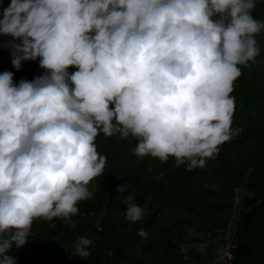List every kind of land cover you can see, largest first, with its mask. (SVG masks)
<instances>
[{
    "label": "clouds",
    "instance_id": "1",
    "mask_svg": "<svg viewBox=\"0 0 264 264\" xmlns=\"http://www.w3.org/2000/svg\"><path fill=\"white\" fill-rule=\"evenodd\" d=\"M255 7L256 0H11L0 35L13 38L12 64L39 59L47 72L18 85L12 72L0 73V264H17L10 253L28 243L35 220L75 226L78 204L106 168L101 133L136 138L139 158L205 166L235 133L234 82L260 55L264 20ZM132 201H122L124 214L137 222L144 209ZM91 244L77 238L74 255L87 257Z\"/></svg>",
    "mask_w": 264,
    "mask_h": 264
},
{
    "label": "trees",
    "instance_id": "2",
    "mask_svg": "<svg viewBox=\"0 0 264 264\" xmlns=\"http://www.w3.org/2000/svg\"><path fill=\"white\" fill-rule=\"evenodd\" d=\"M10 4L0 0V14ZM252 14L264 20V0L256 1ZM256 39L260 55L241 66L231 93L235 133L204 167L188 171L174 158H139L134 155L136 138L101 133L96 143L107 157L106 168L90 182L91 198L78 204L75 226L59 218L35 220L28 243L10 253L17 264H218L217 251L231 228L232 264H264V33ZM12 40L0 35V73L12 72L17 85L45 75L39 59L23 61L20 69L13 66ZM121 184L126 190L116 192ZM129 195L144 209L140 221L126 219L122 201ZM215 231L221 232L214 237L222 235V244L184 253V245ZM81 236L92 240L89 257L74 255V242Z\"/></svg>",
    "mask_w": 264,
    "mask_h": 264
},
{
    "label": "rangeland",
    "instance_id": "3",
    "mask_svg": "<svg viewBox=\"0 0 264 264\" xmlns=\"http://www.w3.org/2000/svg\"><path fill=\"white\" fill-rule=\"evenodd\" d=\"M240 191H237L236 194H239ZM235 194V195H236ZM241 201L239 200L238 203H240ZM237 203V204H238ZM102 222V221H101ZM230 232H232V228L230 229ZM221 233L220 231H215L213 234H206V235H199L197 236L196 238H200L201 241H197L195 239V241H193L192 243L189 242V244L187 245H184L185 248H187L184 253L186 254V252H188L189 250H191L192 248H194L195 250L197 251H200V252H205V250L211 246L213 243L218 245L221 243V240L223 239L222 238V235L220 237H214L216 234H219ZM228 234V233H227ZM226 234V235H227ZM226 235L224 236V243L223 245L219 248V250L217 251V259H216V262L215 263H218V261L221 263V264H224L223 263V255L227 252V244L229 242V240H226L225 242V237ZM222 244V243H221ZM220 246V245H219ZM218 246V247H219ZM90 253V252H89ZM90 256V254L88 255V257Z\"/></svg>",
    "mask_w": 264,
    "mask_h": 264
},
{
    "label": "built area",
    "instance_id": "4",
    "mask_svg": "<svg viewBox=\"0 0 264 264\" xmlns=\"http://www.w3.org/2000/svg\"><path fill=\"white\" fill-rule=\"evenodd\" d=\"M258 1V0H256ZM240 200V194H236L235 196V204L238 205V201ZM238 203V204H237ZM226 240H229L230 244L228 243L227 244V252L223 255V263L224 264H232V261H233V254H232V248H233V245H232V234L231 232H229L226 237H225V242ZM218 264H221L219 261H218Z\"/></svg>",
    "mask_w": 264,
    "mask_h": 264
}]
</instances>
